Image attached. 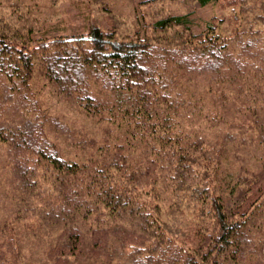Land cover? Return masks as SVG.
<instances>
[{
  "label": "trees",
  "instance_id": "16d2710c",
  "mask_svg": "<svg viewBox=\"0 0 264 264\" xmlns=\"http://www.w3.org/2000/svg\"><path fill=\"white\" fill-rule=\"evenodd\" d=\"M55 2L0 0L23 21L0 30V74L46 79L101 136L61 148L60 107L0 130L35 158L4 170L0 264H264V9L197 32L194 9L166 14L130 38L48 34Z\"/></svg>",
  "mask_w": 264,
  "mask_h": 264
},
{
  "label": "rangeland",
  "instance_id": "374dc122",
  "mask_svg": "<svg viewBox=\"0 0 264 264\" xmlns=\"http://www.w3.org/2000/svg\"><path fill=\"white\" fill-rule=\"evenodd\" d=\"M228 1L230 2L228 3ZM228 1L218 0L204 7H197L193 0H56L55 5H53L54 10L51 12L52 18L43 25V27L45 26L43 30L48 29V34L52 35L64 33L66 35L77 34L86 36L91 26H99L104 31L115 30L118 37L127 35L133 38L138 36L136 32L139 34L143 33L144 29L147 30L149 35L152 34L146 24L151 19L194 9L191 28L197 32L211 18L216 22L220 20L225 25L229 19L237 16V13H239V17L254 19L264 9V0ZM230 8L235 9L230 12ZM12 12V7L0 4V30L7 27L10 31L18 28L20 29L19 32L21 31L23 21L13 16ZM136 18H140L143 24L137 25ZM153 35L156 40L163 36L162 33L156 31H154ZM44 83H46V79L33 76L29 79L27 86L15 83V85L12 84L15 88L10 90V81L0 74V130L8 129L10 131L12 127L22 126L21 123H23V127H32L35 130V123H37V116L39 115L35 112L38 108L41 110L45 108L46 112L44 111L43 113L49 117V115L55 114L53 112H58L57 108L60 107L63 108L62 111L65 113V118L70 117V123L58 122L61 124V128L69 132L70 138L73 137L72 141H69L68 138H59L57 141L60 147L76 151L80 155L79 153H82V151L77 149L80 143L76 144V150L73 146H69L72 142L78 141L77 139L85 137L88 143L94 139L98 145V139L101 136L98 123L94 119L83 118L81 114L75 111H66L64 107L55 103L51 99L48 85ZM9 131L5 135L10 138L11 133L15 134V131L11 130V133ZM33 133L36 134V131ZM31 138L30 136L29 141H32ZM23 142L26 143V146H29L28 141ZM12 145L20 148L21 152L17 158V151L13 148L10 149L9 145L0 141V191L5 178V167L8 168L12 164L20 166V163L25 159L28 160L29 164L35 161V158L31 157L30 147L26 149L20 141H18V144L13 141ZM86 151H88L87 148H85L83 154L85 153L86 155ZM27 167H31V165ZM40 171L43 172V169L41 168ZM0 213H2L1 209Z\"/></svg>",
  "mask_w": 264,
  "mask_h": 264
}]
</instances>
